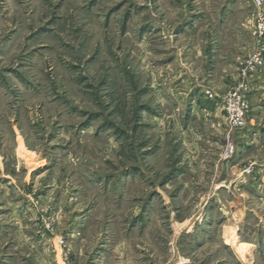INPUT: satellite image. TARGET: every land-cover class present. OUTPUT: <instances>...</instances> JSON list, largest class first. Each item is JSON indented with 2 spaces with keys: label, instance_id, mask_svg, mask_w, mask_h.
Returning <instances> with one entry per match:
<instances>
[{
  "label": "rangeland",
  "instance_id": "1",
  "mask_svg": "<svg viewBox=\"0 0 264 264\" xmlns=\"http://www.w3.org/2000/svg\"><path fill=\"white\" fill-rule=\"evenodd\" d=\"M205 6L0 0V264H264V4Z\"/></svg>",
  "mask_w": 264,
  "mask_h": 264
},
{
  "label": "built area",
  "instance_id": "2",
  "mask_svg": "<svg viewBox=\"0 0 264 264\" xmlns=\"http://www.w3.org/2000/svg\"><path fill=\"white\" fill-rule=\"evenodd\" d=\"M258 4L262 5L264 4L263 0H256ZM260 29H263L264 30V17L262 18L261 20V23H260ZM234 114L232 115V120L235 121L236 123L240 120H242L243 118V110L242 109H239V108H236L234 109ZM234 151V146L231 144H229L227 147H226V150H225V155L226 156H229L230 154H232Z\"/></svg>",
  "mask_w": 264,
  "mask_h": 264
},
{
  "label": "crops",
  "instance_id": "3",
  "mask_svg": "<svg viewBox=\"0 0 264 264\" xmlns=\"http://www.w3.org/2000/svg\"><path fill=\"white\" fill-rule=\"evenodd\" d=\"M205 1V7H204V9H206V11H208V12H210V13H212V12H216L218 9H219V7H217V6H211V2H212V0H204ZM228 9H226L225 11H227ZM231 11V10H230Z\"/></svg>",
  "mask_w": 264,
  "mask_h": 264
}]
</instances>
